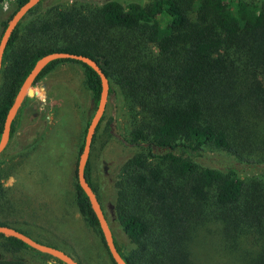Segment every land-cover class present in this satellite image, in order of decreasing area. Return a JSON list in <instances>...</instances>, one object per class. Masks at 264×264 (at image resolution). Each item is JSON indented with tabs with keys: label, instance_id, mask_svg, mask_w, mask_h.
Listing matches in <instances>:
<instances>
[{
	"label": "trees",
	"instance_id": "16d2710c",
	"mask_svg": "<svg viewBox=\"0 0 264 264\" xmlns=\"http://www.w3.org/2000/svg\"><path fill=\"white\" fill-rule=\"evenodd\" d=\"M25 1L0 0V7L8 2L12 14ZM45 1L18 22L3 52L0 130L37 58L65 51L94 59L108 92L140 114L128 142L145 151L122 165L112 206L130 242L121 250L113 236L126 264H195L190 242L211 234L238 264H264V0ZM64 61L73 60L49 62L33 82ZM77 63L94 108L99 78ZM14 125L15 118L9 140ZM84 175L95 192L88 160ZM74 199L107 253L76 180ZM210 214L218 220L214 232ZM0 238L5 247L31 249L16 238Z\"/></svg>",
	"mask_w": 264,
	"mask_h": 264
},
{
	"label": "rangeland",
	"instance_id": "374dc122",
	"mask_svg": "<svg viewBox=\"0 0 264 264\" xmlns=\"http://www.w3.org/2000/svg\"><path fill=\"white\" fill-rule=\"evenodd\" d=\"M53 1L72 0L43 4ZM12 9L8 2L0 7V32ZM93 110L83 69L75 61L58 63L30 85L15 117L14 134L0 153V221L63 250L80 264H112L74 199L75 162ZM139 118L138 109L107 92L88 156L90 181L121 250L130 242L112 212L114 185L127 158L145 151L142 144L128 142ZM210 217L209 232H214L218 220ZM4 242L0 238V261L57 264L31 249L5 247ZM190 246L195 264H238L235 255L222 250L215 234L203 240L195 237Z\"/></svg>",
	"mask_w": 264,
	"mask_h": 264
},
{
	"label": "water",
	"instance_id": "95a60500",
	"mask_svg": "<svg viewBox=\"0 0 264 264\" xmlns=\"http://www.w3.org/2000/svg\"><path fill=\"white\" fill-rule=\"evenodd\" d=\"M41 0H26L24 3L19 5L10 17L6 20L5 25L3 26L0 32V67L2 55L11 36L14 28L18 24V22L23 18V16L28 13L30 9H32L38 2ZM56 59H69L76 62L83 63L90 67L98 76L100 91L97 99V103L94 107V110L85 126L83 140L81 144V148L78 151L76 162H75V180L77 185L81 188L84 194L87 197L89 202V206L93 211L95 218L98 223V227L101 233V237L104 243V246L107 250V253L114 264H126L124 259L121 257L119 251L117 250L111 228L108 224V221L104 215L102 207L95 195V192L88 184L85 175L84 168L86 162L88 160L90 146L92 142V138L95 132V128L97 124L100 122L101 117L103 115L105 104L107 100V92H108V81L101 70L99 64L92 58L82 55V54H74L65 51H53L49 53H45L44 55L37 58L25 77L23 78L14 98L11 102L9 108L7 109L0 130V153L5 149L8 141H9V132L10 125L14 118L16 117L17 111L21 106V103L24 99V95L26 90L33 83L35 77L38 73L51 61ZM165 148H161L164 150ZM0 234L3 236H9L16 238L26 244L29 248L38 251L43 254H47L52 258L59 260L62 264H78V262L69 254L64 252L63 250L56 248L54 246H50L41 242L34 240L27 234L7 225H0Z\"/></svg>",
	"mask_w": 264,
	"mask_h": 264
},
{
	"label": "flooded vegetation",
	"instance_id": "af4514ba",
	"mask_svg": "<svg viewBox=\"0 0 264 264\" xmlns=\"http://www.w3.org/2000/svg\"><path fill=\"white\" fill-rule=\"evenodd\" d=\"M35 136V133L32 134V138Z\"/></svg>",
	"mask_w": 264,
	"mask_h": 264
}]
</instances>
